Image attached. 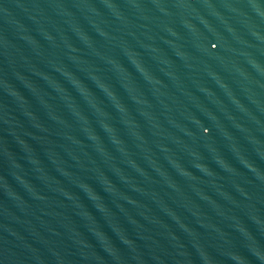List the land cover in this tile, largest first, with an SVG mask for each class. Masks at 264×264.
<instances>
[{
	"label": "water",
	"instance_id": "obj_1",
	"mask_svg": "<svg viewBox=\"0 0 264 264\" xmlns=\"http://www.w3.org/2000/svg\"><path fill=\"white\" fill-rule=\"evenodd\" d=\"M0 264H264V0H0Z\"/></svg>",
	"mask_w": 264,
	"mask_h": 264
}]
</instances>
